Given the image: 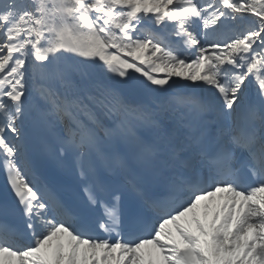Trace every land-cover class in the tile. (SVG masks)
Segmentation results:
<instances>
[{
  "label": "snow or ice",
  "instance_id": "1",
  "mask_svg": "<svg viewBox=\"0 0 264 264\" xmlns=\"http://www.w3.org/2000/svg\"><path fill=\"white\" fill-rule=\"evenodd\" d=\"M0 264H264V0H0Z\"/></svg>",
  "mask_w": 264,
  "mask_h": 264
}]
</instances>
